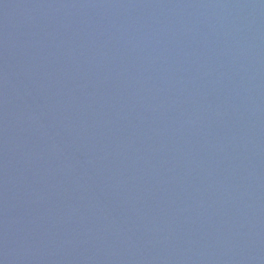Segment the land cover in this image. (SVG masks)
<instances>
[{"label":"water","instance_id":"1","mask_svg":"<svg viewBox=\"0 0 264 264\" xmlns=\"http://www.w3.org/2000/svg\"><path fill=\"white\" fill-rule=\"evenodd\" d=\"M0 264H264V0H0Z\"/></svg>","mask_w":264,"mask_h":264}]
</instances>
